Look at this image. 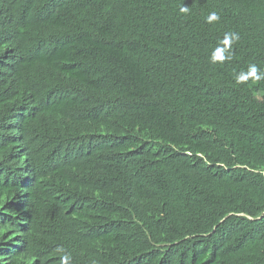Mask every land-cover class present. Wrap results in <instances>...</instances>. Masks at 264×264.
Segmentation results:
<instances>
[{
	"label": "trees",
	"instance_id": "16d2710c",
	"mask_svg": "<svg viewBox=\"0 0 264 264\" xmlns=\"http://www.w3.org/2000/svg\"><path fill=\"white\" fill-rule=\"evenodd\" d=\"M17 32L0 264H264V0H0Z\"/></svg>",
	"mask_w": 264,
	"mask_h": 264
},
{
	"label": "clouds",
	"instance_id": "9594fccd",
	"mask_svg": "<svg viewBox=\"0 0 264 264\" xmlns=\"http://www.w3.org/2000/svg\"><path fill=\"white\" fill-rule=\"evenodd\" d=\"M180 11L182 13H187L188 12V8L187 7H182L180 9ZM49 20V19H48ZM47 20V21H48ZM219 20V16L216 12H212L209 14V16L207 17V21L209 23L213 22V21H217ZM45 22H38V23H32L31 22V27L32 28H36V26H39L42 28V32H41V39L43 37V33H44V29H45ZM17 36L13 37V33L10 36L9 40L11 41H6L3 38H1L2 40H4L3 42H1L0 44H7V48L5 49L4 52H2V54H0V58H2L0 61L1 62H5L6 66H8V64L10 63V61L14 58V56L16 54H18L20 51H22L23 48H26L28 50H31L32 46L29 39L27 38V36L25 34H23L22 32H17ZM45 38V35H44ZM238 39V35L237 34H227L225 36V38L223 39V41L221 42L223 47L222 48H217L212 57L211 60L212 62H217V61H224L226 59L224 53L225 51H227V49L230 47L231 43L235 40ZM32 51V50H31ZM231 57H227V59H230ZM258 68L256 65H250L249 69L247 70V72H241L239 75H237L236 77V83L240 84V83H245L247 82L250 78L253 80H260V79H264V72H260L259 75L258 73ZM57 254L60 255V262L59 264H69V260H70V255L65 254V249L64 248H57L56 249Z\"/></svg>",
	"mask_w": 264,
	"mask_h": 264
}]
</instances>
